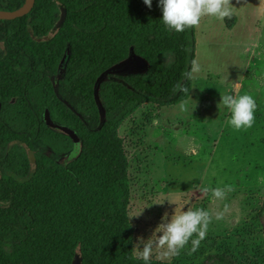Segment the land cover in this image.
<instances>
[{
  "label": "trees",
  "instance_id": "16d2710c",
  "mask_svg": "<svg viewBox=\"0 0 264 264\" xmlns=\"http://www.w3.org/2000/svg\"><path fill=\"white\" fill-rule=\"evenodd\" d=\"M161 15L157 0H35L0 20V264H143L118 129L146 102L180 104L185 87L190 97L196 53V27L177 33ZM131 58L144 69L106 74Z\"/></svg>",
  "mask_w": 264,
  "mask_h": 264
},
{
  "label": "rangeland",
  "instance_id": "374dc122",
  "mask_svg": "<svg viewBox=\"0 0 264 264\" xmlns=\"http://www.w3.org/2000/svg\"><path fill=\"white\" fill-rule=\"evenodd\" d=\"M233 3L230 18L206 16L195 28L199 71L189 97L195 108L181 112L180 104L146 102L118 129L128 159V215H137L129 218L134 243L176 208H203L213 216L194 251L189 242L179 255L153 261L204 264L220 255L234 264H264V0ZM120 74L130 73L107 75ZM231 91L256 100L251 128L227 124L230 113L218 104ZM217 187L225 190L223 200L212 197Z\"/></svg>",
  "mask_w": 264,
  "mask_h": 264
},
{
  "label": "clouds",
  "instance_id": "9594fccd",
  "mask_svg": "<svg viewBox=\"0 0 264 264\" xmlns=\"http://www.w3.org/2000/svg\"><path fill=\"white\" fill-rule=\"evenodd\" d=\"M152 2L153 0H143V4L149 9L152 7ZM235 3L239 4L240 0H235ZM157 7L162 13L160 18L162 23L169 30L177 33L198 26L201 19L206 16L223 21L225 18H230L237 9L233 0H157ZM198 71L199 65L193 61L187 78L193 79ZM181 90L185 93L186 99L180 103L179 109L181 112H191L196 102L189 98L188 88ZM218 105L223 106L230 113L227 124L232 129L246 130L254 125L257 102L252 95L235 91L225 92L220 94ZM211 194L216 200H223L225 190L219 187L213 188ZM222 215L223 212H216L215 219L220 220ZM134 216L137 215L130 217ZM212 218L210 211L203 208H190L185 211L176 208L170 218L168 213L161 216L160 222L147 238L137 236L132 250L143 264H150V258L154 255H157V258L175 257L189 242L194 251L205 239Z\"/></svg>",
  "mask_w": 264,
  "mask_h": 264
},
{
  "label": "water",
  "instance_id": "95a60500",
  "mask_svg": "<svg viewBox=\"0 0 264 264\" xmlns=\"http://www.w3.org/2000/svg\"><path fill=\"white\" fill-rule=\"evenodd\" d=\"M35 5V0H26L24 5L15 10V11H3L0 10V20H14L21 18L23 16L28 15L31 10L33 9ZM66 19V13H62L60 20L57 23V27L60 28ZM144 69V63L140 59H128L125 60L118 65H115L114 67L110 68L106 74H113L116 72H127L131 73L133 71H142ZM48 123L50 126L53 127V123L50 121L49 117H47ZM65 134L69 135L71 138H75L74 132L68 130V129H61ZM79 142H75V151H79ZM73 264H82V258L79 254L75 256V259L73 261Z\"/></svg>",
  "mask_w": 264,
  "mask_h": 264
}]
</instances>
